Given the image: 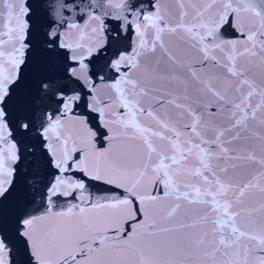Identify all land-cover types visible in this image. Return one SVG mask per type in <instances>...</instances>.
Wrapping results in <instances>:
<instances>
[{
  "label": "snow or ice",
  "instance_id": "snow-or-ice-1",
  "mask_svg": "<svg viewBox=\"0 0 264 264\" xmlns=\"http://www.w3.org/2000/svg\"><path fill=\"white\" fill-rule=\"evenodd\" d=\"M0 264H264V0H0Z\"/></svg>",
  "mask_w": 264,
  "mask_h": 264
}]
</instances>
